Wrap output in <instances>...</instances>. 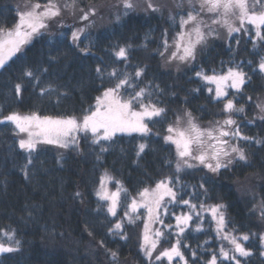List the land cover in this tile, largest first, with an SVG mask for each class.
Returning a JSON list of instances; mask_svg holds the SVG:
<instances>
[{
	"label": "trees",
	"instance_id": "obj_1",
	"mask_svg": "<svg viewBox=\"0 0 264 264\" xmlns=\"http://www.w3.org/2000/svg\"><path fill=\"white\" fill-rule=\"evenodd\" d=\"M22 1L48 3V0H0V29L15 28L17 2ZM70 1L85 6L99 0ZM64 17L58 16L53 22L59 23ZM108 23L102 30L82 38L78 46L71 42L70 27L56 26L16 53L0 69V120L13 112L57 117L83 115L101 92L117 83L107 75L114 68L118 73L129 74L137 67L143 68L144 75L132 80L135 88L121 92L130 98L134 91L147 88L153 95L144 101L161 106L166 112L148 120L147 134L118 133L100 144L83 134L78 145L68 148L39 144L31 154V163L28 152L19 147L15 125L0 123V240L8 242L3 232L14 230L20 241L18 251L0 254V264H183L179 257L169 262L166 257L157 261V255L151 260L144 255L140 236L145 210L140 209L138 218L133 217L134 223H128L124 212L130 199L124 194L117 216L106 212V202L96 195L101 175L106 171L120 180L128 197L162 179L179 176L180 184L175 188L178 200L189 199L197 205L202 202L206 207L224 205L226 230L250 237L242 243L252 255L238 256L240 263L264 264V244L260 241V235L264 234V121L255 118L257 101L264 97V73L258 70V63L264 58V40L237 34L215 40L201 51L196 66L177 72L164 69L160 53L164 51V40H171L180 27L161 10L124 12L120 19ZM122 46L129 50L126 61L113 55ZM85 47H89L87 55L80 51ZM98 65L103 76L95 71ZM237 65L250 80L239 92L230 90L228 98L234 100L236 107L244 108L243 113H233L232 119L241 135L250 139L233 142L244 150L247 161L235 159L216 173L204 165L177 172L176 148L163 137L168 126L178 117L187 120L186 112L200 123L223 120L226 116L223 111L226 101L215 100L196 71L222 74ZM26 71H32L35 79L26 77ZM17 84L22 86L19 95L15 91ZM41 89L50 90L42 94ZM140 144L146 147L138 156ZM188 210L181 205L169 207L176 214ZM164 219L166 223L175 221L171 212ZM202 219L201 231L194 230L198 223L194 216L180 238V250L187 264H209L213 254H217L220 264H234L220 258L221 246H231L218 238L210 213L203 214ZM117 221L124 222L126 240L109 233ZM163 232L160 246L173 247L177 239L174 229L172 234L166 229ZM112 252L117 254L115 258Z\"/></svg>",
	"mask_w": 264,
	"mask_h": 264
},
{
	"label": "snow or ice",
	"instance_id": "obj_2",
	"mask_svg": "<svg viewBox=\"0 0 264 264\" xmlns=\"http://www.w3.org/2000/svg\"><path fill=\"white\" fill-rule=\"evenodd\" d=\"M189 5H192V0H188ZM125 14L133 11L135 5L132 0H122ZM65 8L71 7L69 4L64 5ZM148 8L154 12L160 9L153 6L151 0H148ZM200 11L217 14L218 19L213 23H222L227 27L228 33H239L243 25L248 23L255 27V37L264 40V33L261 29L264 28V11L260 13L250 12L248 0H199ZM60 7L55 3V0H48V3L42 6L36 3L31 6L30 10L18 13V23L13 30L0 29V69H3L6 63L18 52L22 46L27 44L33 35L40 33L42 29L47 27L46 20L56 17L60 14ZM91 12L94 14L95 9ZM198 13L193 14L189 11L187 17H181L179 27L181 31L176 33L173 38V43L170 46L167 39L163 42L164 52L160 55L164 56L168 52L169 47L174 50L169 53L167 60L188 62L195 59L197 45L204 43L207 35H211V30L206 34L201 25L203 21L198 19ZM236 16L240 21L241 27H234L229 20V17ZM88 14H85L82 19H87ZM120 19V17H117ZM191 25L190 28L187 26ZM186 29V30H185ZM83 29H78L72 32L71 40L73 44L78 46ZM87 55L89 47L80 49ZM128 48L119 47L113 52V55L122 61L128 58ZM258 70L264 73V58L258 63ZM46 71V69H45ZM98 75L103 76V69L98 65L95 69ZM110 78L117 80L114 87L107 88L101 97L96 98L94 110H90L84 115L81 120L75 117L54 118L51 116H40L38 113L30 115H21L13 112L5 116L0 123L5 121L15 125L18 133L26 134V138L19 139V147L29 154L28 163H31V154L37 149L38 144L58 145L62 148H68L72 145H78L77 133H91L94 137L93 143L100 144L102 141L111 140L117 133H141L147 134L149 129L145 120H151L153 117H162L166 112L164 108L157 107L154 103H144V100L150 99L153 95L147 88H141L139 91H134L129 99L124 100L120 96L121 89L135 88L132 84L134 78H140L144 75V69L137 67L135 72L129 74L127 72L118 73L114 68L108 74ZM25 76L33 78L32 71H26ZM196 76L208 84L214 85V89L209 87V93L214 92V99L217 101L225 100L223 111L228 118L222 122H217V126L209 129H201L191 116L190 112H186L187 124L181 127V120L178 117L175 126L169 125L164 137L166 142H170L176 146V171L180 172L185 168H192L195 161L197 164L204 165L213 173L219 172L222 168H227L233 163V160L238 159L247 161V157L243 149L230 143L231 140H249V137L242 136L237 122L231 118L233 113H243V107H236L234 100L229 99L228 89H234L239 92L246 82L250 80L248 74L243 71L239 65L229 67L222 74L207 75L203 71L197 72ZM122 77V78H121ZM50 89H41L43 94ZM17 95L22 91V86H15ZM198 91V89L196 90ZM251 99V98H249ZM138 103L139 110L133 109V104ZM257 108L262 115L259 119L264 121V102L258 103ZM251 123V121H249ZM257 143L262 141L257 140ZM145 144L139 145L137 155L139 156L145 149ZM101 151L106 149L101 148ZM27 176V171L24 172ZM114 178L106 171L99 180V188L96 195L103 202H106V212L112 216H117V209L120 207L122 193L126 198L130 199V203L126 205L127 211L124 212V217L128 223H134L133 217L138 218L140 209H144L147 213L144 229L142 233L141 249L144 255L151 260L153 252L157 249L160 239L164 236V232L159 229H152L150 225L160 224L172 234L175 229L176 244L170 249L162 251L156 256V260L160 261L162 257H166L171 262L175 257H179L183 264H187L183 253L180 251L181 237L192 224L193 217L198 221L195 231L202 230L203 219L202 215L210 213L211 219L215 222V232L223 241H227L231 246L229 250H225L221 246L219 255L224 261H232L234 264H240V259L237 257H248L252 255L250 249L244 247L243 242L249 241L248 234L236 235L234 232L226 230L227 221L222 209L225 207L222 204L205 206L204 203L199 205L191 203V200H178V193L173 187L171 177L158 181L154 188H143L136 197H128V191L119 181H115L116 189L112 191L108 185L113 182ZM203 192L207 190L200 185ZM80 196V193H76ZM168 205L187 206L189 211L177 215L175 212L171 216L175 220V224H164L162 216L169 215ZM200 211H197V209ZM264 214V213H262ZM110 234L119 235L121 239H127L124 233V222L117 221L109 228ZM3 237L7 238L9 243H4L0 240V254L11 253L19 250L20 241L17 240L15 231H4ZM260 241L264 244V234L260 235ZM207 243V242H205ZM101 244L103 242L101 241ZM264 254V253H262ZM112 257H116V253H111ZM196 255L195 251L192 253ZM209 264H217V254H213ZM223 264V262H221Z\"/></svg>",
	"mask_w": 264,
	"mask_h": 264
},
{
	"label": "rangeland",
	"instance_id": "obj_3",
	"mask_svg": "<svg viewBox=\"0 0 264 264\" xmlns=\"http://www.w3.org/2000/svg\"><path fill=\"white\" fill-rule=\"evenodd\" d=\"M132 2L135 5V8H134V10L132 12L150 11V9L148 8V0H132ZM55 3L58 4L60 9H61L60 10V14L58 16H60V17L61 16H65L64 19L62 21H60L59 23L53 22V20L56 17H58V16L52 17V18L46 20L47 27L45 29H42L40 31V33L33 35L32 38L30 39V41L27 44H25L24 46H22L21 51H23L35 38H37L38 36H40L43 33L52 31L56 26H58V27H63V26L70 27V30H71L70 31L71 32L70 39H71L72 32H74V31H76L78 29H83V33L81 34V37H80V41H81L82 38L86 37L89 33L93 32V31H97V30H102L104 27H106L108 22L110 23V21L116 20L117 17L121 18L122 13L125 12V10L123 8L122 0H99V1H96V2L88 3L85 6H79L78 4H76L75 2H71L70 0L69 1L55 0ZM151 3L153 4V6L159 8L166 17H168L172 21L174 20V25H176V24L179 25L180 18L181 17L186 18L187 17V13L189 11H191V12H193V14H197V13L199 14L198 15V19L203 21V24L201 25V27H202L203 31L206 34L209 32V30H211V35H207L206 41L204 43L200 44V45H197L196 56H195L194 60H191V61H188V62H183V63L179 62V61H169V60H167V56L169 55V53L174 50L172 47H169L168 52H165V54L163 56V63L162 64H163L164 69H172V70L177 71V72H182V71H184L187 68L194 67L199 62V58H200L199 56L201 55V51L204 48H206L207 45H209L210 43L214 42L215 40L216 41L226 40V39H228L229 37H231L234 34H237L239 36H245V37H251L252 36L255 40H258V41L260 40L259 38L255 37V27L253 25L248 24V23H245L243 25V28H242V30L239 33H232L230 35L228 33L227 27L225 25H223L222 23H213L214 20L218 19L217 14L208 13L207 11H200L199 0H192V5H189L188 0H151ZM65 4H69V5H71V7L65 8L64 7ZM248 4H249L250 12L260 13L261 11H264V0H248ZM32 5H34V4H31V3L26 2V1H22L20 3L17 2V13L30 10ZM42 6H44V5H42ZM92 9H95L94 14L91 12ZM85 14H88V18L87 19H82V17ZM229 20H230V22L232 23V25L234 27H241L240 21L237 19L236 16L229 17ZM187 27L190 28L191 25H188ZM180 31H181V28H179L177 33L180 32ZM261 31H262V29H261ZM173 38L168 41L170 46L173 43ZM71 42H72V40H71ZM201 71H203V70H197L196 73L197 72H201ZM204 73L207 74V75L214 74V73H206V72H204ZM215 74H217V73H215ZM204 83L207 84L208 88L212 87L214 89V87H215L214 85L208 84L207 82H204ZM230 90H234V89H230L229 88L228 89V93L230 92ZM103 93H104V91L101 92V94H99L98 97H101ZM212 95L214 96V92L212 93ZM120 96L124 100L129 99L128 97L124 96L121 91H120ZM262 102H264V97L259 98L258 101H257V104L258 103H262ZM144 103H146V102L144 101ZM95 105H96V101H95V103L93 104V107L90 110H94ZM157 107L162 108L161 106H157ZM133 109L137 110V111L139 110L138 103H134L133 104ZM90 110H88L83 115L70 116V117H75L77 120H81L82 117L84 115L88 114V112ZM17 113H20L21 115L33 114V113H24V112H22V113L21 112H17ZM39 115L43 116L41 114H39ZM260 115H262V114L260 113L259 109L257 108L255 118L259 119ZM44 116H50V115H44ZM232 116H233V114L231 115V118H233ZM51 117H54V118H68V117H57V116H51ZM153 118H155V117H153ZM226 118H228L227 115L224 117V119H226ZM223 120L220 119V120L215 121V122H206V123H200V122H197L196 120H194V122L201 129H209V128L216 127L217 126V122H222ZM175 122L172 123L171 125L175 126ZM145 123L147 124L148 129H149V124H148V120L147 119L145 120ZM186 124H187V120L185 118L181 119L180 126L184 127V126H186ZM149 131H150V129H149ZM133 133H136V132H133ZM16 134H17L18 140L22 139V138H26V134L18 133L17 130H16ZM83 134H86V135L88 134L94 139L93 135L90 132L89 133H77L76 135H77L78 143H79L80 137ZM168 134L169 133L166 132L163 135V137H166ZM230 143L233 144V145H236L233 142V140H231ZM72 146H75V145H72ZM175 148H176V146H175ZM192 163L194 164V166H200V164H197L195 161H192ZM108 174L112 176L111 173L108 172ZM103 175H101V177ZM172 180H173V187L175 189L176 186H178L180 184V183H178V182H180V177L176 176L175 178H172ZM115 181H119L120 182V180H116L114 178L113 182L108 185L109 189L112 190V191H115V189H116ZM97 187L99 188V186H97ZM154 187L155 186H152V187H149V188H154ZM98 188H97V190H98ZM97 190H96V192H97ZM122 195H123V193H122ZM136 196L137 195H132V197H136ZM121 199H122V196H121ZM171 206L172 205H168V209ZM169 212L172 213L173 211H169ZM179 214H181V213H177V215H179ZM143 216H144L145 221H146V216H147L146 211H145ZM162 219L164 220V224L165 225H167V224H173L174 225L175 224V221L173 223H166L165 219H164V216H162ZM150 228L159 229L162 232L165 229L163 226H161L158 223L150 225ZM143 229H144V225H143ZM143 229H142V233H143ZM174 232H175V229H174ZM142 233H141V236H140L141 238H142ZM4 243L7 244V243H9V241L8 242H4ZM166 249H170V248H163V247L160 246V243H159L157 249L153 252L152 256L159 255L162 251H164ZM224 249L225 250H229L230 247H226ZM220 258L222 259L221 256H220ZM217 264H220V261L218 260V256H217Z\"/></svg>",
	"mask_w": 264,
	"mask_h": 264
}]
</instances>
